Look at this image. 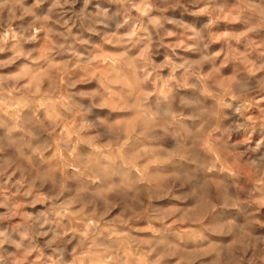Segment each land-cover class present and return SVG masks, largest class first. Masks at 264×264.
Returning a JSON list of instances; mask_svg holds the SVG:
<instances>
[{
    "label": "clouds",
    "instance_id": "1",
    "mask_svg": "<svg viewBox=\"0 0 264 264\" xmlns=\"http://www.w3.org/2000/svg\"><path fill=\"white\" fill-rule=\"evenodd\" d=\"M0 264H264V0H0Z\"/></svg>",
    "mask_w": 264,
    "mask_h": 264
}]
</instances>
